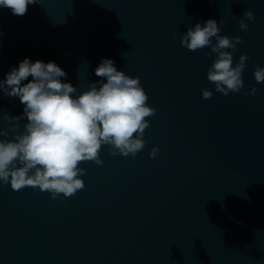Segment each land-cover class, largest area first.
<instances>
[{
	"label": "water",
	"instance_id": "1",
	"mask_svg": "<svg viewBox=\"0 0 264 264\" xmlns=\"http://www.w3.org/2000/svg\"><path fill=\"white\" fill-rule=\"evenodd\" d=\"M208 19L243 39L233 53V66L249 57L238 93L208 81L210 46L180 43ZM26 57L56 63L77 95L106 82L95 69L111 59L139 78L155 115L134 158L102 145V166L82 162L85 187L71 197L0 182V264H264V83L254 78L264 68V0H40L23 16L0 7V82ZM23 108L0 90L9 131L0 140L13 139L3 115Z\"/></svg>",
	"mask_w": 264,
	"mask_h": 264
},
{
	"label": "clouds",
	"instance_id": "2",
	"mask_svg": "<svg viewBox=\"0 0 264 264\" xmlns=\"http://www.w3.org/2000/svg\"><path fill=\"white\" fill-rule=\"evenodd\" d=\"M37 3L40 0H0V7L23 16L29 5ZM243 16L255 20L252 11H245ZM239 28L247 31L244 19L239 21ZM220 31L217 21L208 19L204 26L198 22L190 27L180 36V43L191 51L210 46L209 55L215 53V59L207 70L208 81L218 93H238L244 88L242 73L249 57L242 54L233 66V53L243 39L220 35ZM66 75L54 62H31L26 57L0 82L5 95L18 97L24 105L20 116L3 115L12 125L13 139L0 140V182L10 183L13 190L38 187L49 192L53 200L61 194L71 197L85 187L80 177L86 169L79 165L86 161L103 165L99 155L102 145L110 146L112 156L133 158L145 147L142 137L150 126L146 118L155 115V109L147 105L148 96L138 77H129L116 69L114 61L102 59L95 75L106 78V82L100 81L99 86L91 83L88 90L77 95L71 83L62 82ZM29 76L32 80L22 84ZM254 78L264 83V68L256 66ZM257 91L252 86L244 94L255 96ZM201 92L206 100L213 95L207 88ZM24 119L27 122L21 134L16 129ZM8 135L9 131L0 130V136ZM158 153L159 148L153 147L149 156L155 158Z\"/></svg>",
	"mask_w": 264,
	"mask_h": 264
}]
</instances>
